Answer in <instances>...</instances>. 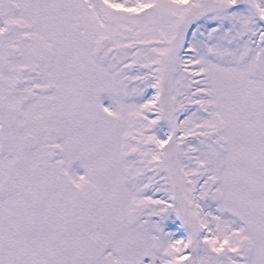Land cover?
<instances>
[{
  "label": "snow or ice",
  "instance_id": "1",
  "mask_svg": "<svg viewBox=\"0 0 264 264\" xmlns=\"http://www.w3.org/2000/svg\"><path fill=\"white\" fill-rule=\"evenodd\" d=\"M0 264H264V0H0Z\"/></svg>",
  "mask_w": 264,
  "mask_h": 264
}]
</instances>
